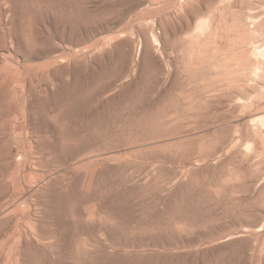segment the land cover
<instances>
[{
    "label": "rangeland",
    "instance_id": "1",
    "mask_svg": "<svg viewBox=\"0 0 264 264\" xmlns=\"http://www.w3.org/2000/svg\"><path fill=\"white\" fill-rule=\"evenodd\" d=\"M0 264H264V0H0Z\"/></svg>",
    "mask_w": 264,
    "mask_h": 264
}]
</instances>
